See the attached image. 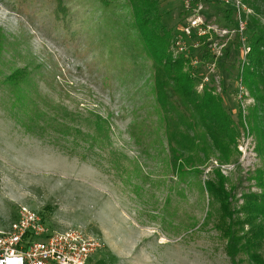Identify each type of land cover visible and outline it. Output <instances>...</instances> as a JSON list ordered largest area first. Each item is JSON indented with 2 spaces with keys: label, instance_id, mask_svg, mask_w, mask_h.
Returning <instances> with one entry per match:
<instances>
[{
  "label": "rangeland",
  "instance_id": "374dc122",
  "mask_svg": "<svg viewBox=\"0 0 264 264\" xmlns=\"http://www.w3.org/2000/svg\"><path fill=\"white\" fill-rule=\"evenodd\" d=\"M157 1L179 34L182 0ZM141 43L127 0H0V223L26 205L51 229L79 226L101 240L91 264H232L231 222L235 264H264V41L235 153L193 167L171 163ZM231 51L221 98L237 121Z\"/></svg>",
  "mask_w": 264,
  "mask_h": 264
},
{
  "label": "trees",
  "instance_id": "16d2710c",
  "mask_svg": "<svg viewBox=\"0 0 264 264\" xmlns=\"http://www.w3.org/2000/svg\"><path fill=\"white\" fill-rule=\"evenodd\" d=\"M242 1L253 12L247 23L251 51L247 66L243 67L242 82L254 96L255 66L259 62L260 47L264 41V32L258 25L259 16L264 15V0ZM127 2L141 44L152 60L153 91L161 110L171 163L174 166L178 165L177 161L186 162L190 166L198 163L201 165L214 153L219 161H229L235 153L240 128L249 120L239 114L237 121H234L220 96L212 95L210 90L198 92L195 89L187 60L173 54V31L161 23L157 0ZM24 75L23 70H16L7 81L16 85ZM225 237L228 256L232 264H235L233 257L238 250L239 237L231 222L226 228Z\"/></svg>",
  "mask_w": 264,
  "mask_h": 264
},
{
  "label": "built area",
  "instance_id": "2783aa9c",
  "mask_svg": "<svg viewBox=\"0 0 264 264\" xmlns=\"http://www.w3.org/2000/svg\"><path fill=\"white\" fill-rule=\"evenodd\" d=\"M226 9L215 16L204 15L205 0H182L183 22L179 34L173 33L172 51L187 60L195 89L210 90L222 96L225 53L238 51L235 85L231 92L240 104L243 119L253 95L243 81L251 48L248 44L247 23L252 9L242 0H219ZM194 53L201 56L198 61ZM250 101L244 105L242 101ZM248 104V106H247ZM242 105V107H241ZM102 247L101 240L81 229L68 226L51 229L42 215L26 205L18 207L16 216L6 225L0 223V264H91Z\"/></svg>",
  "mask_w": 264,
  "mask_h": 264
}]
</instances>
